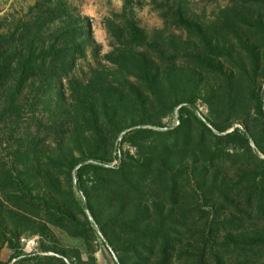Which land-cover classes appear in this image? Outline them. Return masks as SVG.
Returning a JSON list of instances; mask_svg holds the SVG:
<instances>
[{
  "label": "rangeland",
  "instance_id": "obj_1",
  "mask_svg": "<svg viewBox=\"0 0 264 264\" xmlns=\"http://www.w3.org/2000/svg\"><path fill=\"white\" fill-rule=\"evenodd\" d=\"M42 1L0 0V41ZM53 2L78 22L0 60V264H156L135 229H163L167 264H195L192 232L264 237V0ZM235 131L247 143L218 141ZM211 249L264 264V247Z\"/></svg>",
  "mask_w": 264,
  "mask_h": 264
},
{
  "label": "trees",
  "instance_id": "obj_2",
  "mask_svg": "<svg viewBox=\"0 0 264 264\" xmlns=\"http://www.w3.org/2000/svg\"><path fill=\"white\" fill-rule=\"evenodd\" d=\"M41 6V7H39ZM35 9V15L36 18L33 20L34 23L31 29H29L26 32V28H22V32L20 33V38L15 39L14 36H9V40L7 42H1L0 41V60L2 59V55H4L6 52L5 47L8 51L10 50L11 54L14 56L18 55V57H21L28 49L30 51V46L33 45L32 41L35 40L37 33L33 28H37V26L40 25H46L50 26L55 21L64 20L63 23L70 24V23H76L78 20H74L72 16H70L69 11L67 8L59 3V2H53V0H47L42 1L40 5H37ZM63 23H60L62 25ZM31 32L33 34H31ZM73 37L72 34H62L58 37V39H65L68 37ZM52 52V49L50 50ZM262 106H259V113H262ZM151 133L150 130H144L142 128H135L133 129L129 135L134 136H141V135H147ZM219 142L223 141H232V140H240L244 143H247V140L241 135L238 134L237 131L234 132V134L228 135V136H221L217 138ZM119 161V168L118 173H121L125 171L126 167V160L123 156V154H120V157H118ZM211 163V160H210ZM262 164V163H261ZM93 167L94 169L107 171L108 173H111V175L114 173L115 170H103L100 167L95 166H82L80 168H77L76 172V178L81 180V177L84 173V171L87 168ZM218 166H215L213 164V168L218 171ZM220 169V168H219ZM220 199H223L226 203L230 202V200L227 198V196L221 195ZM260 195H264V193H260ZM232 202H230L231 204ZM262 214L261 212L257 213V215ZM123 229V228H122ZM131 235H126L127 237V243L134 244V247L137 245L139 248H136V255L138 257L143 256L144 254L150 258L153 257V259L158 260L156 264H167L166 263V255L165 251H167L168 246V240L167 237L161 228H157L152 233H146V232H136L135 230H131ZM129 233V232H124ZM221 235V236H220ZM190 246L188 248V251L191 253V260L194 261L195 264H205L206 257H208V253L210 256H212V253L214 252L212 247L217 245V247L221 246V249H231L234 254H232V257H236L238 261V251L240 252L244 248H254V247H264V237L259 238L252 241H246L245 237L243 235H240L239 232H192L190 238ZM144 251V254L142 252ZM112 256L113 253L109 251ZM159 258L161 260H159ZM219 258V257H218ZM33 260V258L28 257H22V259H19L18 262H27ZM173 259L169 260V262H172ZM222 260L219 258L217 261ZM120 264H123L122 261H119ZM168 262V260H167ZM168 262V264H170ZM117 264V263H116Z\"/></svg>",
  "mask_w": 264,
  "mask_h": 264
},
{
  "label": "water",
  "instance_id": "obj_3",
  "mask_svg": "<svg viewBox=\"0 0 264 264\" xmlns=\"http://www.w3.org/2000/svg\"><path fill=\"white\" fill-rule=\"evenodd\" d=\"M125 134H122V136H121V138L124 136ZM85 164H82V165H80L78 168H80V167H82V166H84Z\"/></svg>",
  "mask_w": 264,
  "mask_h": 264
}]
</instances>
